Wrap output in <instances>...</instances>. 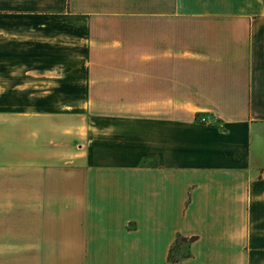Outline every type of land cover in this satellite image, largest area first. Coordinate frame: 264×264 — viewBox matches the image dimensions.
Wrapping results in <instances>:
<instances>
[{"label":"crops","instance_id":"1","mask_svg":"<svg viewBox=\"0 0 264 264\" xmlns=\"http://www.w3.org/2000/svg\"><path fill=\"white\" fill-rule=\"evenodd\" d=\"M0 264H264V0H0Z\"/></svg>","mask_w":264,"mask_h":264},{"label":"rangeland","instance_id":"2","mask_svg":"<svg viewBox=\"0 0 264 264\" xmlns=\"http://www.w3.org/2000/svg\"><path fill=\"white\" fill-rule=\"evenodd\" d=\"M142 75H143V77H146L145 76V74H144V71L142 72ZM147 81V80H146ZM146 81H145V83H144V85L146 84ZM146 89H148V87L146 88ZM148 91V90H147ZM180 238V237H179ZM180 241H179V243H176L175 244V246H174V248H173V252H172V256L173 257H176V256H178V255H182L183 253H185V250L183 249V247L181 246V240L182 239H179Z\"/></svg>","mask_w":264,"mask_h":264}]
</instances>
